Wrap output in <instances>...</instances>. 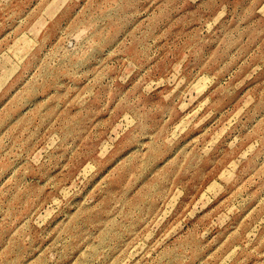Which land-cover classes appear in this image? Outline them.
I'll list each match as a JSON object with an SVG mask.
<instances>
[{"label":"rangeland","instance_id":"374dc122","mask_svg":"<svg viewBox=\"0 0 264 264\" xmlns=\"http://www.w3.org/2000/svg\"><path fill=\"white\" fill-rule=\"evenodd\" d=\"M0 264H264V0H0Z\"/></svg>","mask_w":264,"mask_h":264}]
</instances>
